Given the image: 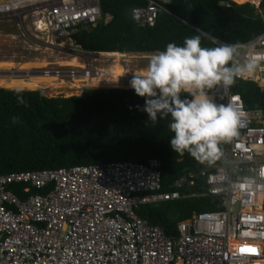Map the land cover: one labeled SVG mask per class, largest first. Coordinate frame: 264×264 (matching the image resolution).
I'll list each match as a JSON object with an SVG mask.
<instances>
[{
	"label": "built area",
	"instance_id": "built-area-1",
	"mask_svg": "<svg viewBox=\"0 0 264 264\" xmlns=\"http://www.w3.org/2000/svg\"><path fill=\"white\" fill-rule=\"evenodd\" d=\"M158 9L149 1L133 10V20L153 27ZM26 17L56 40L103 19L99 0H0V20L23 25ZM238 45L236 61L256 67L236 79L264 90V32ZM42 72L59 80L99 74L90 64ZM230 88L216 90L239 113L237 134L216 160L183 174L169 191L157 159L0 175V264H264V113L247 111ZM13 185H26L27 193L51 189L22 201ZM199 186L206 191L182 193ZM189 198H215L217 210L194 213L173 237L136 214L141 206Z\"/></svg>",
	"mask_w": 264,
	"mask_h": 264
},
{
	"label": "trees",
	"instance_id": "trees-1",
	"mask_svg": "<svg viewBox=\"0 0 264 264\" xmlns=\"http://www.w3.org/2000/svg\"><path fill=\"white\" fill-rule=\"evenodd\" d=\"M102 21L72 35L82 50L99 54H153L169 42L181 45L185 37L199 35L205 47L245 44L264 32V21L255 5L230 0H99ZM159 5L153 27L133 20V10ZM229 5V6H226ZM264 13V0L260 4ZM111 16L105 22L106 16ZM264 87V86H263ZM230 92L239 94L247 111L264 113V90L257 83L235 79ZM25 100L18 104L16 96ZM186 95V94H185ZM215 98V95L212 94ZM144 97L134 90L86 89L80 96L48 98L40 91L0 88V175L16 172L59 170L75 166L116 162L146 163L157 159L162 165L164 191L185 173L200 170V162L187 152H174L169 144L170 118L153 123L142 111ZM218 103H224L220 96ZM17 117L15 123L12 118ZM226 142L220 144V151ZM13 185L11 191L22 201L46 190ZM203 186L182 193L205 192ZM215 198H189L158 205L141 206L136 214L161 226L170 237L178 225L194 213L217 210Z\"/></svg>",
	"mask_w": 264,
	"mask_h": 264
},
{
	"label": "clouds",
	"instance_id": "clouds-1",
	"mask_svg": "<svg viewBox=\"0 0 264 264\" xmlns=\"http://www.w3.org/2000/svg\"><path fill=\"white\" fill-rule=\"evenodd\" d=\"M261 4V3H260ZM238 44L205 47L199 35L183 43L166 44L148 59L139 73H132L130 87L144 97L142 111L155 123L170 118L169 144L179 154L211 164L220 156V144L237 134L239 113L231 104L218 103L212 91L234 84L235 79L256 67L254 61L238 63ZM186 94V95H185ZM18 104H24L17 95ZM12 118V122L17 121Z\"/></svg>",
	"mask_w": 264,
	"mask_h": 264
},
{
	"label": "rangeland",
	"instance_id": "rangeland-1",
	"mask_svg": "<svg viewBox=\"0 0 264 264\" xmlns=\"http://www.w3.org/2000/svg\"><path fill=\"white\" fill-rule=\"evenodd\" d=\"M232 2L235 3L234 1ZM261 2L262 0H260V3ZM255 7H257L258 11H261L260 4L255 5ZM110 20L111 18H106V22H109ZM69 43H71V46L68 45ZM79 53L85 54H81L82 57H78L80 56ZM150 56L151 54H135L131 57L128 56L127 58L120 56L114 57L111 56V54H99L97 56L93 53L82 50L79 46L74 44L72 39L65 38L56 40L49 34L38 31L33 25V19L31 17L24 18L23 25H21L18 18L0 20L1 89L20 91L16 89H7L4 87L3 83L5 81L12 82L13 80H18L22 77L27 80V71L34 72L62 68L67 70H83V68L78 67H83L86 64H90L91 67L96 70H108L117 62L129 72L128 78L116 87H109L101 84L94 85L92 83L82 84L81 82L73 81L72 78H66L60 79L63 80L62 88L58 89L57 92L53 91L51 93L48 89L49 85L52 84L49 81L36 82V84L39 85L38 89L29 91H40L48 98H68L71 96H80L86 89L133 90L129 84L132 73H138L143 70L147 66ZM34 75L37 76L38 74L34 73ZM72 85H74V87ZM69 88H73V90ZM27 90L28 89H23L21 91ZM212 94L215 95V99L218 97L219 94L216 88L212 91Z\"/></svg>",
	"mask_w": 264,
	"mask_h": 264
},
{
	"label": "bare ground",
	"instance_id": "bare-ground-1",
	"mask_svg": "<svg viewBox=\"0 0 264 264\" xmlns=\"http://www.w3.org/2000/svg\"><path fill=\"white\" fill-rule=\"evenodd\" d=\"M232 1H234L235 3H238L240 5H243L246 3H251L254 5L260 4V0H232ZM40 29H45V28L43 26H40ZM68 45L71 46V43H69ZM133 55H135V54H119V53H112L111 54V56H114V57L120 56L123 58H127L128 56L131 57ZM62 67H64V66H62ZM78 68L84 69L85 66L78 67ZM98 72H99V74L96 77L83 76L79 79H77L75 77L72 79H73V81L81 82L82 84L92 83L94 85H100L101 84V85H106L109 87H116L117 85L121 84V82L124 81L126 78H128V72L129 71H126L125 68H123L120 64H118L116 62V64H114L110 69L98 70ZM26 73H27L26 77H28L27 80L24 77H22L18 80H13L12 82L5 81L3 83L4 87H6L7 89H16V90H20V91L23 89L36 90L39 87V85H37L36 82L49 81L52 83L49 85V88H48L51 91V93L53 91L57 92L58 89L62 88L63 80H59L55 74H44V72L41 73V71H34V72L27 71ZM34 73H37L38 75L36 76V75H34ZM249 74H252V72H249ZM261 85L264 86V78L261 82ZM72 86L74 87V85H72ZM69 89L73 90V88H69Z\"/></svg>",
	"mask_w": 264,
	"mask_h": 264
},
{
	"label": "water",
	"instance_id": "water-1",
	"mask_svg": "<svg viewBox=\"0 0 264 264\" xmlns=\"http://www.w3.org/2000/svg\"><path fill=\"white\" fill-rule=\"evenodd\" d=\"M90 53V52H89ZM93 54H95V55H99V53H93ZM27 91H29V90H27ZM72 97V96H71ZM52 98H56V97H52ZM69 98V97H68Z\"/></svg>",
	"mask_w": 264,
	"mask_h": 264
},
{
	"label": "crops",
	"instance_id": "crops-1",
	"mask_svg": "<svg viewBox=\"0 0 264 264\" xmlns=\"http://www.w3.org/2000/svg\"><path fill=\"white\" fill-rule=\"evenodd\" d=\"M106 18H111V16L108 15V16H106Z\"/></svg>",
	"mask_w": 264,
	"mask_h": 264
},
{
	"label": "snow or ice",
	"instance_id": "snow-or-ice-1",
	"mask_svg": "<svg viewBox=\"0 0 264 264\" xmlns=\"http://www.w3.org/2000/svg\"><path fill=\"white\" fill-rule=\"evenodd\" d=\"M249 250H252V249H249Z\"/></svg>",
	"mask_w": 264,
	"mask_h": 264
}]
</instances>
